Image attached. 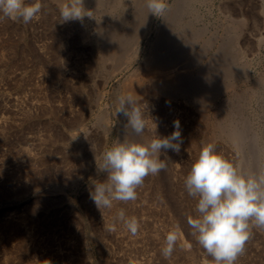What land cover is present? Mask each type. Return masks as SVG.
<instances>
[{
    "label": "rangeland",
    "instance_id": "1",
    "mask_svg": "<svg viewBox=\"0 0 264 264\" xmlns=\"http://www.w3.org/2000/svg\"><path fill=\"white\" fill-rule=\"evenodd\" d=\"M191 1L168 0V9L173 11L178 6L181 9L183 5L189 8ZM210 1L195 4L196 9L192 6L201 17L194 19V25L203 30L201 33L207 35L203 36L207 41L210 36L218 40L217 47L233 41L235 45L228 41L232 47L227 46L228 42L224 47L231 54H243L249 72L247 82L240 84V88H228L229 92L218 97L206 112L182 101L179 107L171 109L167 118L159 111V105L148 98L150 87L145 83L144 93L138 91L144 97L137 96L143 101L141 111L147 116L146 121L152 120L151 125L146 122L145 135L149 139L168 136L174 131V121L179 120L180 151L169 149L159 154L166 167L144 178L136 189L134 201H114L111 208L101 210L90 199L89 189L105 179V174H98L97 163L101 162L105 149L120 138L122 125L120 114L115 111V95L124 93L129 79L135 80L141 74L138 69L144 62L142 55L150 43L159 39L164 16H155L146 37L140 40L137 35L135 38L139 40L135 39L127 50L114 55L115 60L112 58L108 63L111 66L122 60L123 66L120 64V68L107 73L103 71L102 76L97 56L91 55L95 51L92 41L80 40L86 31L107 27L102 16H97L99 20L94 26L85 25L82 19L63 22L59 15L61 4L40 0L41 12L29 23L0 18V189L6 193L0 194V264H214L187 224L186 217L195 215L197 198L187 194L184 177L201 148L208 144L239 164L237 151L215 134L223 113L237 111L233 114L237 115L236 120H248V125L251 123L260 130L264 140V0ZM194 20L191 18L190 22ZM136 50L140 54L137 59L132 56ZM204 56L195 68L192 56H184L185 64L192 63L188 69L193 70L191 76L196 81L207 75L205 69L199 70L208 63L209 56ZM54 63H60L62 76L53 74ZM215 73L213 79L218 78ZM81 84L85 92L77 87ZM204 88L198 87L196 92L202 95ZM250 88L254 93L249 100L241 102L242 94ZM86 90L90 103L86 101L85 106L80 94ZM229 99L232 104L221 107ZM153 121L155 133L150 128ZM130 134L128 138L133 140ZM121 209L137 219L139 228L135 235L118 219ZM109 226H114V230H109ZM172 230L178 233V240L171 257L165 258L161 248L166 234ZM237 261L264 264V229L250 230Z\"/></svg>",
    "mask_w": 264,
    "mask_h": 264
},
{
    "label": "clouds",
    "instance_id": "2",
    "mask_svg": "<svg viewBox=\"0 0 264 264\" xmlns=\"http://www.w3.org/2000/svg\"><path fill=\"white\" fill-rule=\"evenodd\" d=\"M148 14L157 17L167 13L168 0H144ZM42 9L40 0H0V18L29 23ZM63 22L82 19L85 15L81 0H67L59 6ZM88 16V15H87ZM115 111L126 118L125 138L115 142L102 153L97 163L98 174L105 179L92 184L90 199L98 209L111 208L114 201L137 198L136 189L148 175L158 174L166 167L160 153L179 152L182 144L180 121H174V131L168 136H157L142 142L130 141V132L141 136L146 129L145 115L136 107L131 93L117 92ZM188 195L196 197L195 215L187 216L192 235L212 258L214 264H235L244 251L250 230L264 229V169L245 172L233 161L217 152L212 144L201 148L184 177ZM118 219L133 235L138 232V221L121 209ZM114 230V226H109ZM178 233L169 231L161 254L171 257Z\"/></svg>",
    "mask_w": 264,
    "mask_h": 264
},
{
    "label": "bare ground",
    "instance_id": "3",
    "mask_svg": "<svg viewBox=\"0 0 264 264\" xmlns=\"http://www.w3.org/2000/svg\"><path fill=\"white\" fill-rule=\"evenodd\" d=\"M56 1L59 4L67 2V0H55V2ZM208 1H210V0H192L191 3H193V4L189 8H185V7H183L184 6L183 5L182 8L180 7L181 9H179L178 8L179 6H178L177 7L178 9L175 8L176 10H173V11H171L172 9L171 10L168 9L169 14L163 15L164 16L163 21H162L163 27H161L160 36L158 37L159 39L150 43L149 44L150 46L148 45L149 47H147V49H146L147 52L142 55V57H144L143 58L144 62H143V65L141 64L139 69H138L139 70L138 72H141V74L138 72L136 73V74H140L139 76H140L141 80H138L139 76L137 75V77H138L137 79L135 78V80L133 79L131 81H130V79H129V81L127 80L128 82L126 83V86L124 87V93L125 94H127V93L132 94V96L136 100V107H138L140 110H141V107H143V105H142L143 101L140 100L141 98L137 97V96H141V95H138V91H141L142 93H144L143 88H145L144 87L145 83L147 84V87H148V85L150 87V90H148L149 92L147 95L148 98L149 99L151 98L152 101L155 102L154 104L157 103L159 105V111H162L161 114L163 116H166V118H167L168 114H170V112H172L171 109H173V107H179L178 104H180L182 101H185V102L188 101V103L190 102L194 106H196L197 109H200L201 111L206 112L205 110H207L208 107H211L213 105V103L215 102V100H217L218 97H220L221 95L223 96L225 91L230 90V87L236 89L243 82L244 83H245V81L247 82V80H248L247 77L249 75L248 74L249 72L247 69V64L243 63V61H244L243 54H240V55L231 54L230 53L231 51L229 50L230 51L229 52L227 50L229 48L224 47L225 46L224 43H227L228 41H231L233 43V41L232 40H228L226 42L223 41L224 42L222 44L223 46L217 47V46H219V44L216 46V41H218V40L212 39V36H210L211 39L209 40V38H208V41H207L206 40L207 37H206V39L203 38V36L205 34V33L202 34L203 30L199 31V29H201V28L198 27L199 29H197V25L196 26L194 25V22L197 19V17H198V19L201 18L199 15L200 12L198 13L197 11H194V9H196L195 8L196 6H194V5L195 4L197 5L200 3L204 4L205 2L208 3ZM180 2H181V0H180ZM180 2H177V4ZM177 4H176V6H177ZM187 5H189V4L187 3ZM81 6L84 9V14L88 15V16L85 15L82 18L83 23L85 22V25L94 26L96 23H98L96 21L98 19L97 16H102L107 21L106 22V24H107L106 28L99 30L100 27H98V29H96L95 31H86L85 33L82 34V36L80 33V36H81L80 40L90 39L92 41L93 48L95 49V51H93L94 53H92L91 55H92V58L97 56L96 62H97V67L99 68V72L100 73L102 72L101 74H99L101 76L104 74L103 71H106V73H107L108 70H112V69L115 70L117 68H120V64H122V60L119 58L118 59L121 60V62L113 63V61H112L113 64L111 66L110 65L108 66V63L112 60L114 55L116 56L119 52H123V51L127 50L128 47L130 46V44L133 43V41L136 39L135 37L137 35H138L137 37H139V39L141 38L140 40L143 39L144 35L146 37V32H148L149 29L152 28V23H154L153 18L155 17V15L148 14V10L145 7L144 0H81ZM192 6L194 7V9L192 8ZM263 14H264V10H263ZM190 17L192 18V20H194V19L195 20L190 22V19H191ZM84 20H86V21H84ZM100 21H99V23H101ZM102 21H104V19ZM98 26H100V25H98ZM155 28H156V26H155ZM158 29H159V27L156 30L158 31ZM228 31H227V33H230ZM57 32H59V31L57 30ZM61 34L59 33V35H61ZM157 34H159V33H157ZM56 36L58 37V34ZM54 39H56V38H54ZM58 41H60V40H58ZM75 42H77V41H75ZM147 42H149L148 39H147ZM231 42H228L227 43L228 45L227 44L226 45L229 47L230 46L229 43L231 44ZM54 47L56 48L57 45H54ZM230 47H232V45ZM231 50L235 51V49H231ZM237 50H239V49H237ZM138 51L137 50L134 51V53L132 55L136 59H137V56L139 54ZM239 53H241V52H239ZM203 54L206 56H209L208 59L205 58L206 60H208V63H206L207 62L206 61L205 62L206 66H205V64H204V66L202 65V68L200 67L199 70L203 71L205 69L206 71L205 70L204 71L207 73V75L202 80L196 81V79L193 78L194 76L193 77L191 76L194 73L193 70L191 71L189 69H190V66L192 63L194 64L192 67L195 68L197 66L196 63H198L199 61H203V60H199V59H201L200 57H205ZM54 55H55V53H54ZM184 56H192V59L190 58L191 60H193L192 63L190 64V63L186 62L187 64H185L184 61L186 58H184ZM58 57H59V55H58ZM89 57H91V56H89ZM59 58H56V59H59ZM61 59H63V58H61ZM59 61H60V59H59ZM88 61H90V60H88ZM57 63L53 64L52 72L55 76L59 77V76H62V71H61L60 63L59 64H57ZM123 64H122V66H123ZM63 65H65V64H63ZM188 67H189V69H188ZM186 68L189 70L188 72H187ZM96 70L98 72V69H96ZM197 71H198V69H197ZM214 72H216L215 75H218V78H216V79H213V77H211L214 74ZM197 75H200V74L197 73ZM210 77H211V79H213L211 82H210ZM208 78H209V81H208ZM124 82H125V80H124ZM208 82H210V83H208ZM123 85H125V84H123ZM77 87L80 89L84 86H82V84H81L80 87L79 86H77ZM77 87H76V89H78ZM198 87L199 88L205 87L202 95H200V93L198 94V92H196ZM239 88H240V86H239ZM76 89L74 88V93H77V92H75ZM146 90L147 89H145V91ZM252 91H253V89H252ZM84 92H85V90H84ZM146 93L147 92H145V94ZM253 93L254 92H251V88H250V90L247 89L245 94H242L243 96H241V99H240L241 102L242 101L245 102V101L249 100L248 98ZM86 94H87V90H86L85 94H80V96H82L80 98L84 102L85 106L87 105V103H90V102H88L89 98L86 97V96H90V95H86ZM75 95H77V94H75ZM77 96H79V95H77ZM142 96L144 97V95H142ZM87 98H88V101H87ZM94 100H96V98ZM86 101H87V103H86ZM96 101H99V100H96ZM96 101H95V103H96ZM149 101L147 103H149ZM230 103L232 104V99L231 100L229 99L227 102L222 104L221 107L224 108V107L230 105ZM238 108H240V107H238ZM220 109L221 108L219 107L218 110L221 112L222 109L221 110ZM218 110H217V112H218ZM92 111H93V109H92ZM222 112H224V111L222 110ZM143 113H144V111H143ZM234 113H235L234 110H231V112H229L228 114L223 113L222 117L221 116L219 117L221 119H219L220 121L218 122V124L216 126L217 131L215 134L218 133L220 135V138L223 139V141H226L232 149H235L237 151V153L239 154V158H240V161L238 162L239 164L237 166L241 170H243L245 172H250V171L259 172L260 170L264 169V140H263L262 134L260 133V130H258V129L256 130L252 126L251 123L249 124L251 126H249L248 120L242 119L241 122H239V120H236L237 115L235 117L233 115ZM237 113L238 112L236 111L235 114H237ZM119 116H120L119 118L121 120V125H122V127L119 129V134H120L119 140L122 141L125 138L124 124L126 123V118L123 117L122 115H119ZM145 117H147V116H145ZM145 120H146V118H145ZM149 120H147L146 122L151 125L152 120L151 121H149ZM246 121H248V122H246ZM165 122H166V120H165ZM153 124H154V121H153L152 125ZM44 126H46V125H44ZM150 128H151V133L152 132L155 133L154 125L151 126ZM216 128H214V129L216 130ZM55 137L57 140L60 136L58 135V137L57 136H55ZM149 137H150V135H149ZM132 138H133V140L130 138V141L132 140V141H136V142H142L144 140H150L148 138V136L145 135V133H143L141 136H137L135 134H132ZM61 139L62 138H60V140ZM57 141H59V140H57ZM80 153H82V152H80ZM45 155H46V153H45ZM28 169H29V167H28ZM32 171H34V170H32ZM166 174H165V176H167ZM173 192H175V191H173ZM0 194L4 195V196L6 195V193H4L3 189H0ZM167 209H168V207H167ZM175 216H176V214H175ZM181 244L184 245V243H181ZM191 254H193V253H191ZM191 258H193V257H191ZM192 261H194V259ZM192 263L194 264L195 262H192ZM238 263H239L238 261L235 262V264H238Z\"/></svg>",
    "mask_w": 264,
    "mask_h": 264
}]
</instances>
